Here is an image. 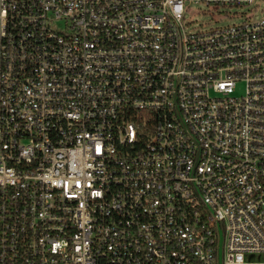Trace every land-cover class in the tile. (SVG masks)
I'll return each instance as SVG.
<instances>
[{"label":"built area","instance_id":"1","mask_svg":"<svg viewBox=\"0 0 264 264\" xmlns=\"http://www.w3.org/2000/svg\"><path fill=\"white\" fill-rule=\"evenodd\" d=\"M252 2L0 0V264H264Z\"/></svg>","mask_w":264,"mask_h":264},{"label":"rangeland","instance_id":"2","mask_svg":"<svg viewBox=\"0 0 264 264\" xmlns=\"http://www.w3.org/2000/svg\"><path fill=\"white\" fill-rule=\"evenodd\" d=\"M198 6H191L190 12L187 15V19L192 21L195 24H202L203 26H208L215 23L214 20L218 19V16L214 14H210L206 8ZM249 10L252 12V17L256 16L257 18L264 16V0H253L252 3L248 5H243L240 8L236 9V12L246 13ZM236 20V18L231 19ZM220 21H229V20H218Z\"/></svg>","mask_w":264,"mask_h":264}]
</instances>
